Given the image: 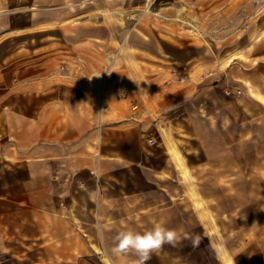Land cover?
Listing matches in <instances>:
<instances>
[{
	"label": "crops",
	"instance_id": "0c3cea01",
	"mask_svg": "<svg viewBox=\"0 0 264 264\" xmlns=\"http://www.w3.org/2000/svg\"><path fill=\"white\" fill-rule=\"evenodd\" d=\"M26 1L0 0V264H134L132 253L113 254L118 232L157 221L195 233L186 203L201 223L192 205L201 200L186 188L199 186L203 166L227 170L237 156H264V51L216 64L199 81L203 68L193 64L186 84L168 87L153 77V54L119 50L121 38L103 34L109 24L88 4ZM209 1V13L226 12L220 26L231 19L228 0ZM11 8L21 14L12 27ZM79 17L80 34L67 36ZM168 252L148 264H168ZM178 264L224 263L214 255Z\"/></svg>",
	"mask_w": 264,
	"mask_h": 264
},
{
	"label": "rangeland",
	"instance_id": "374dc122",
	"mask_svg": "<svg viewBox=\"0 0 264 264\" xmlns=\"http://www.w3.org/2000/svg\"><path fill=\"white\" fill-rule=\"evenodd\" d=\"M71 1L88 4L90 11L94 10L102 22L108 23L109 26L102 27L105 30L103 34L107 38L109 35L121 38L115 46L122 52H133L130 46L138 45L140 50L152 53V60L149 58V61L154 64V68L150 67L153 77L159 78V83L168 87L186 84L188 76L183 72L190 70L193 64L203 68L199 81L217 69V65L221 68L229 61L245 60L243 56L264 51V0H244L249 10L244 11L243 21L241 12L237 10L242 0H228L231 19L223 21L225 24L222 26L220 19L226 17V12L219 9L209 13V0H41L40 4L65 6ZM213 3L215 6L216 3ZM66 8H73L71 12L74 14L81 13L77 6ZM9 13L12 27L15 24L13 19L21 14L12 8ZM119 19H122L123 26L119 24ZM74 21L73 30L65 31L67 36H71L72 32L75 35L81 32V26L75 25L80 23L81 18H74ZM214 22L219 25H211ZM28 29L32 32L31 26ZM52 35L61 38L63 32L55 30ZM34 37L44 38L45 33H28L24 38ZM121 95L126 97L125 92ZM186 144L187 147L193 146V143ZM227 168L223 166L215 171L203 166V171L198 174L201 178L199 186L186 188L187 196L201 200L192 205L202 210V217L201 223H198L187 202V230L196 232L181 235L198 234L201 242L196 249L187 240L177 247L167 245L170 253L168 264H178L183 257L213 263L214 255L227 264L220 253L232 264H264V156H237L233 166L228 164ZM182 176L187 182L194 180L189 171L184 170ZM198 195H201L200 198ZM198 224L202 229L198 228ZM199 230L207 233L200 234ZM218 245L221 246L220 253Z\"/></svg>",
	"mask_w": 264,
	"mask_h": 264
},
{
	"label": "clouds",
	"instance_id": "9594fccd",
	"mask_svg": "<svg viewBox=\"0 0 264 264\" xmlns=\"http://www.w3.org/2000/svg\"><path fill=\"white\" fill-rule=\"evenodd\" d=\"M96 178L99 179L98 174ZM184 240H187L193 249L198 248L201 242L198 234L182 236L176 230L167 228L162 222L154 221L152 228L143 233L131 229L118 232L112 252L116 255L132 253L136 257L134 264H148L152 255L159 253L165 245L177 247Z\"/></svg>",
	"mask_w": 264,
	"mask_h": 264
},
{
	"label": "bare ground",
	"instance_id": "6f19581e",
	"mask_svg": "<svg viewBox=\"0 0 264 264\" xmlns=\"http://www.w3.org/2000/svg\"><path fill=\"white\" fill-rule=\"evenodd\" d=\"M119 21H120V24L123 25L122 20H119ZM172 148H173V147H172ZM173 149H174V148H173ZM170 151H171V150H170ZM172 152H173V150H172ZM174 153H175V151H174ZM175 154H176V153H175ZM175 154H174V155H175ZM175 156H176V155H175ZM177 159H178V157H177Z\"/></svg>",
	"mask_w": 264,
	"mask_h": 264
},
{
	"label": "built area",
	"instance_id": "2783aa9c",
	"mask_svg": "<svg viewBox=\"0 0 264 264\" xmlns=\"http://www.w3.org/2000/svg\"><path fill=\"white\" fill-rule=\"evenodd\" d=\"M149 143H150V144H152V141H151V140H149Z\"/></svg>",
	"mask_w": 264,
	"mask_h": 264
}]
</instances>
